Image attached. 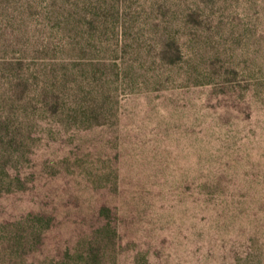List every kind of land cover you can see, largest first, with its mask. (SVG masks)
<instances>
[{"label": "rangeland", "instance_id": "rangeland-1", "mask_svg": "<svg viewBox=\"0 0 264 264\" xmlns=\"http://www.w3.org/2000/svg\"><path fill=\"white\" fill-rule=\"evenodd\" d=\"M0 264H264V0H0Z\"/></svg>", "mask_w": 264, "mask_h": 264}]
</instances>
